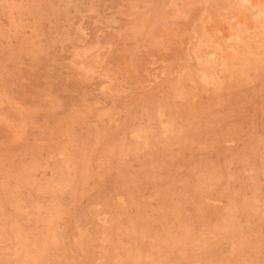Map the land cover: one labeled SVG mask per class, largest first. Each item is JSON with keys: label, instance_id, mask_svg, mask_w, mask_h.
Returning a JSON list of instances; mask_svg holds the SVG:
<instances>
[{"label": "rangeland", "instance_id": "1", "mask_svg": "<svg viewBox=\"0 0 264 264\" xmlns=\"http://www.w3.org/2000/svg\"><path fill=\"white\" fill-rule=\"evenodd\" d=\"M0 264H264V0H0Z\"/></svg>", "mask_w": 264, "mask_h": 264}]
</instances>
